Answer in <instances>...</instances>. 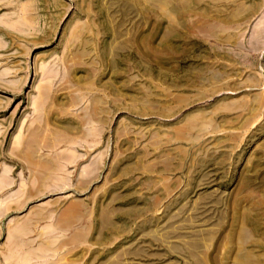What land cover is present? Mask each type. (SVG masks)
<instances>
[{
	"label": "rangeland",
	"instance_id": "rangeland-1",
	"mask_svg": "<svg viewBox=\"0 0 264 264\" xmlns=\"http://www.w3.org/2000/svg\"><path fill=\"white\" fill-rule=\"evenodd\" d=\"M153 1L0 0V264H264V0Z\"/></svg>",
	"mask_w": 264,
	"mask_h": 264
},
{
	"label": "bare ground",
	"instance_id": "bare-ground-1",
	"mask_svg": "<svg viewBox=\"0 0 264 264\" xmlns=\"http://www.w3.org/2000/svg\"><path fill=\"white\" fill-rule=\"evenodd\" d=\"M184 1H187V0H183V2H184ZM200 1H201V0H200ZM210 1H211V0H210ZM228 1H231V0H228ZM232 1H233V0H232ZM238 1H240V0H238ZM153 2H158L157 4H159L160 6H161V5H164V1H163V0H154ZM181 2H182V1H181ZM181 2H180V3H181ZM215 2H216V1H215ZM215 2H214V3H215ZM3 3H4V2H3ZM9 3H10V2H9ZM173 3H174V2H173ZM212 3H213V1H212ZM225 3H226V2H225ZM232 3H233V2H232ZM239 3L241 4V2H239ZM239 3H238V4H239ZM242 3H243V2H242ZM169 4H170V3H169ZM175 4H176V3H175ZM226 4H227V3H226ZM185 5H186V4H185ZM216 5H217V4H216ZM218 5H219V4H218ZM232 5H233V4H232ZM241 5H242V4H241ZM173 6H174V5H173ZM242 6H244V5H242ZM162 7H163V6H162ZM235 7H236V6H235ZM173 8H174V7H173ZM182 8H183V7H182ZM208 8H209V7H208ZM225 8H227V7H225ZM242 8H243V7H242ZM218 9H219V8H218ZM203 10H204V9H203ZM219 10H220V9H219ZM228 10H229V9H228ZM239 10H240V8H239ZM239 10H238V11H239ZM242 10H243V9H242ZM242 10H241V12H242ZM231 11L233 12V10H231ZM243 11H244V10H243ZM241 12H240V13H241ZM201 13H202V12H201ZM234 13H235V12H234ZM188 14H190V11L188 12ZM199 14H200V13H199ZM186 15H187V14H186ZM184 16H185V15H184ZM188 16H189V15H187V17H188ZM198 16H199V15H198ZM194 17H195V15H194ZM194 17H192V19H193ZM185 18H186V17H185ZM200 18H201V17H200ZM208 18H209V17H208ZM219 18H220V17H219ZM219 18H218V19H219ZM188 19H189V18H188ZM202 19H203V18H202ZM202 19H201V20H202ZM206 19H207V17H206ZM213 19H214V18H213ZM235 19H236V18H235ZM244 19H245V18H244ZM195 20H197V19H195ZM220 20H221V19H220ZM220 20H219V21H220ZM18 21H19V20H18ZM197 21H200V20H197ZM203 21H204V20H203ZM207 21H208V19H207ZM223 21H225V20H223ZM1 22H2V21H1ZM192 22H193V21H192ZM204 22H205V21H204ZM209 22L211 23L210 20H209ZM217 22H218V21H217ZM229 22H230V21H229ZM238 22H239V21H238ZM13 23H16V22L14 21ZM13 23H12V24H13ZM227 23H228V22H227ZM233 23H234V21H233ZM191 24H192V23H191ZM197 24H200V23H197ZM217 24H219V23H217ZM9 25H10V24H9ZM193 25H194V24H193ZM193 25H192V26H193ZM208 25H211V24L208 23ZM221 25H222V23H221ZM223 25H224V24H223ZM227 25H228V24H227ZM12 26H13V25H12ZM217 26H218V25H216V27H217ZM200 27H203V26L200 25ZM86 28H87V27H86ZM203 28H206V27H203ZM187 29H188V28H187ZM206 29H208V28H206ZM217 30H218V28H217ZM196 31H197V29H196ZM198 31H199V30H198ZM201 31H202V30H201ZM80 32H81V30H80ZM78 35H79V34H78ZM74 36H77V34L74 35ZM73 40H74V39H73ZM21 45H24V44H21ZM21 45H19V46H21ZM212 49H213V48H212ZM25 51H26V50H25ZM215 58H216V57H215ZM72 59H73V58H72ZM75 59H76V58H75ZM222 59H223V58H222ZM66 62H67V61H66ZM66 62H65V63H66ZM68 62H69V61H68ZM74 64H75V63H74ZM43 68H44V67H43ZM48 69H49V68H48ZM2 72H6V71L4 70V71H2ZM0 75H2L1 72H0ZM4 78H5V77H4ZM1 79H2V78H1ZM48 79H49V78H48ZM6 82H7V81H6ZM9 83H10V82H9ZM15 83H16V82H15ZM17 83H18V82H17ZM10 84L12 85V83H10ZM45 86H46V85H45ZM46 88H48V87H46ZM46 88H44L43 91L48 90V89H46ZM41 89H42V88H41ZM38 92L40 93V91H38ZM45 92H46V91H45ZM39 93H38V94H39ZM41 94H42V92H41ZM44 94H48V91H47L46 93H44ZM40 96H41V95H40ZM40 96H38V97H40ZM42 96L45 97L46 95H43V94H42ZM47 97H48V95H47ZM47 97H45V98L47 99ZM177 97H179V96H177ZM181 98H183V97H181ZM184 98H185V97H184ZM36 99H37V98H36ZM42 99H43V98H41V101H42ZM179 99H180V98H179ZM37 100H38V99H37ZM37 100H36V101H37ZM44 100H45V99H44ZM181 100H182V99H181ZM39 101H40V100H39ZM39 101H38V102H39ZM41 101H40V102H41ZM73 101H74V100H73ZM44 102H45V101H44ZM75 102H76V101H75ZM95 102H96V101H95ZM41 103H43V101H42ZM41 103L38 104V103L36 102L37 105H35V106L33 105V106H34V108H36V109H39V108L42 109V110H40V111L43 112L44 110H43V108L41 107V105H42ZM93 103H94V102H93ZM40 104H41V105H40ZM43 104H44V103H43ZM94 104H95V103H94ZM39 105H40V107H38ZM43 106H44V105H43ZM48 108H49V106H48ZM51 108H52V107H51ZM51 108H50V109H51ZM54 108H55V107H54ZM87 108H88V107H87ZM91 108H92V107H91ZM36 109H35V110H36ZM37 111H38V110H37ZM87 111H88V110H87ZM89 111H90V110H89ZM89 111H88V112H89ZM34 112H36V111H34ZM91 112H92V113H90V112L87 113V112H86V114L88 115V116H87V117H88V119H87L88 122H92V115H93L94 112H93V110H92ZM96 112H97V111H96ZM36 113L39 114L40 112H39V113L36 112ZM43 113H44V112H43ZM43 113H40L41 115H40V116L37 115V116L42 118V116L44 115ZM45 113H47V110H46ZM202 115H203V114H202ZM35 116H36V115H35ZM37 116H36V117H37ZM36 117H35V118H36ZM93 117H94V116H93ZM43 118H44V117H43ZM43 118H42V119H43ZM32 119H33V118H32ZM36 119H37V118H36ZM38 119H40V118H38ZM42 119H40V120L43 121ZM40 120H34V121H38V122H39ZM45 120H46V119H45ZM45 120H44V121H45ZM81 122H82V121H81ZM32 123H34V122L32 121ZM43 123H44V122H43ZM92 123H93V122H92ZM29 124H30V126L32 125L31 122H30ZM36 124L39 125L40 123H36ZM41 124H42V123H41ZM41 124H40V125H41ZM47 125H48V124H47ZM34 126H35V124H34ZM48 126H49V125H48ZM82 126H83V125H82ZM33 128H34V127H33ZM38 128H39V130L41 129L39 126H37L36 129L38 130ZM46 128H47V127H46ZM98 128H99V127H98ZM28 129H29V128H28ZM34 129H35V128H34ZM43 129H45V128H43ZM30 130H32L31 127H30ZM41 130H42V129H41ZM53 130H54V129H53ZM99 130H101V128H100ZM99 130L96 129V128H94V127H89V128L87 129V131H86L87 134H88V138L90 137V138L92 139L91 141L94 140L93 143L91 142L93 145H96V143L98 142V140L95 139V138L98 136V134H99L98 131H99ZM26 131H28V130H26ZM43 131H44V130H43ZM49 131H50V129H49ZM51 131H52V130H51ZM29 132H30V131H29ZM55 132H56V131H55ZM31 133L33 134V132H30V134H31ZM36 133H37V132H36ZM59 133H60V132H59ZM59 133H58L57 135H59ZM84 133H85V132H84ZM84 133H83V134H84ZM26 134H27V133H26ZM34 134H35V133H34ZM34 134H33V135H34ZM44 134H45V133H44ZM46 134H47V133H46ZM24 135H25V134H23L22 138H24ZM33 135H31V136L29 135V137L31 138V137H33ZM35 135H36V134H35ZM20 136H21V135H20ZM25 136H26V135H25ZM53 136H54V135H53ZM60 136H61V135H60ZM67 136H68V135H67ZM26 137H27V136H26ZM26 137H25V138H26ZM40 137H41V134H40L39 138H40ZM42 137H43V136H42ZM42 137H41V138H42ZM44 137H45V136H44ZM44 137H43V138H44ZM49 137H50V136H49ZM55 137H56V136H55ZM55 137H54V138H55ZM85 137H87V136H85ZM22 138H20V139L22 140ZM76 138H78V137H76ZM20 139H19V140H20ZM36 139H37L36 137H35V139H33V140H35L34 142H36ZM47 139H50V138H47ZM70 139H72V138H70ZM30 140H31V141H30ZM30 140H28L29 143L27 142V144H29V145H28V148L26 147L27 144H26L25 147H24V144H23V143H26L27 140H23V141H25V142L22 141V142H23V143H22L23 145H21V146H23L24 148H27L26 151L28 150V151H27L28 153L25 151L24 154L26 153V155L29 156V157H30V155H31L30 152H29V148L32 146L31 143H30V142H32V139H30ZM42 140H43V139H42ZM53 140H54V139H53ZM74 140H75V139H74ZM74 140H73V141H74ZM96 140H97V141H96ZM15 141H16V140H15ZM40 141H41V140H40ZM44 141H45V140H44ZM57 141H58V140H57ZM57 141H55V142L57 143ZM68 141H69V140H68ZM58 142H59V141H58ZM79 142H80V141H79ZM82 142H83V141H82ZM32 143H33V142H32ZM18 144H19V147H18V146H17V147H18V148H21V150H24V148L20 146L21 142H19ZM40 144H41V143H40ZM51 144H53V142H52ZM36 145H37V144H36ZM37 146H38V145H37ZM50 146H51V145H50ZM15 147H16V145H15ZM90 147H91V146H90ZM22 148H23V149H22ZM31 148H32V147H31ZM37 148H38V147H37ZM50 148H51V147H50ZM48 149H49V148H48ZM13 150H15V149L13 148ZM16 150H17V149H16ZM21 150H20V151H21ZM32 150H33V148H32ZM32 150H30V151L32 152ZM37 150L39 151V148H38ZM21 153H23V151H21ZM36 154H37V152H36ZM53 154H54V153H53ZM14 155H15V154H14ZM17 155H18V154H17ZM19 155H20V154H19ZM19 155H18V156H19ZM26 155H23V154H22L21 156H24V157L26 158ZM32 155H33V154H32ZM50 155H51V154H50ZM57 155H59V154H56L55 157H57L58 159L61 158V156H62V159H64L63 156H64L65 154H63V153H62V155L60 154V155H61L60 157H58ZM18 156H17V157H18ZM21 156H20V157H21ZM46 156H47V155H46ZM78 156H79V155H78ZM24 157H23V159H24ZM31 157H32V156H31ZM51 157H52V156H51ZM55 157H54V158L52 157V158L57 160V158H55ZM64 157H65V156H64ZM27 158H28V157H27ZM65 158H66V157H65ZM21 159H22V157H21ZM98 159H99V158H98ZM28 160H29V159H28ZM32 160L35 161L34 158H33ZM56 160H52V161L55 162ZM59 160H60V159H59ZM65 160H66V159H65ZM99 160H100V159H99ZM25 161L27 162V159H26ZM30 161H31V160H30ZM55 163H56V162H55ZM58 163H59V162H58ZM49 164H50V163H49ZM30 165H33V163L31 164V162H30ZM35 166H37V165H35ZM33 167H34V166H33ZM38 167H39V166H38ZM41 167H42V166H41ZM50 167H51V166H50ZM56 167H57V166H56ZM39 168H40V167H39ZM39 171H40V170H39ZM36 172H37V171H36ZM40 173H41V172H40ZM0 176H1V175H0ZM33 176H34V175H33ZM48 177H49V176H48ZM50 178H51V176H50ZM2 180H6V179L1 178L0 182H1ZM81 182H82V181H81ZM3 183H6V182L4 181ZM79 183H80V182H79ZM45 185H46V184H45ZM5 186H6V185H5ZM38 186H39V185H38ZM40 187H42V186H40ZM43 187H44V186H43ZM29 191L31 192V189H30ZM38 192H39V191H38ZM36 193H37V192H36ZM28 194H29V193H28ZM18 223H19V222H18ZM17 229H18V228H17ZM19 230H21V229L19 228ZM41 234H42V233H41ZM49 239H50V238H49ZM43 241H44V240H43ZM45 241H46V240H45ZM49 242H50V241H49ZM51 242H52V240H51ZM57 246H58V245H57ZM243 258H244V257H243ZM61 259H62V258H61ZM243 260H244V259H243Z\"/></svg>",
	"mask_w": 264,
	"mask_h": 264
}]
</instances>
